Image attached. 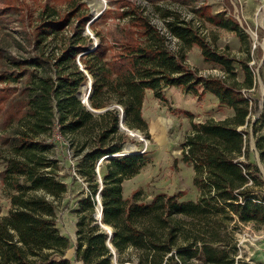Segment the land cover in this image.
Segmentation results:
<instances>
[{"label":"trees","instance_id":"1","mask_svg":"<svg viewBox=\"0 0 264 264\" xmlns=\"http://www.w3.org/2000/svg\"><path fill=\"white\" fill-rule=\"evenodd\" d=\"M51 1H46L34 32L25 33L34 50L28 57L8 55L7 49L0 46V83L11 86L0 90V128L7 132L2 144L10 146L14 154L6 159L0 178L15 189L10 197L12 210L0 217V264H73L66 256L72 247L71 240L57 228L56 205L48 199L60 200L67 192V184L58 177L57 161L47 154L50 146L34 140L47 128L51 131L58 128L59 138L69 137L73 146L82 134H89L93 140L87 151V143H78L77 155L81 149L85 151L80 158V173L86 178L89 191L76 211L75 261L124 264L125 254L134 250L137 253V259L132 260L134 264H194L195 260L202 264H235L238 248L229 230L230 221L236 217L242 223L264 226V197L254 190L264 180L258 164L250 161V147L245 139L249 133L239 130L246 124L251 101L238 85L199 75L186 65L185 58L186 52L197 46L205 60L231 74H234L233 60L211 45L190 22L167 13L161 15L172 18L166 21L167 30L180 43L178 53H173L167 44L168 37L132 0H117L115 11L108 9L104 13L106 19L119 21L110 41H104L96 22L91 25L101 38L91 51L88 49L93 41L83 33L89 22L87 13H82L86 2L69 0L67 12L55 19L57 13L50 7ZM146 1L158 8V2L164 0ZM172 1L193 5L198 0ZM0 2L5 6L0 9V16L10 21L5 25L0 20L2 31L7 26L25 24L20 7L12 1ZM195 12L209 23L236 32L243 43L249 39L236 19L210 14L206 3ZM68 28L71 30L65 35ZM61 35L64 43L60 54L48 53L47 49L39 52L47 39ZM18 45L23 47L21 42ZM256 52L262 57L261 47ZM261 59L259 76L264 84V59ZM241 66L244 85L252 88L253 70L247 62ZM90 78L89 108L78 93ZM168 87H181L198 99L212 94L220 105L233 109L235 116L223 121L192 123L182 160L194 169L193 184L200 193L196 201H181L183 191L159 194L150 204L139 202L140 192L125 199L123 182L138 175L147 159L144 154L123 153V142L128 137L120 128V109L124 112L125 126L140 130L150 139L148 123L142 114L146 92L151 90L165 102L164 90ZM113 103L117 107H112ZM38 108L48 112L42 123L22 132H8L27 117L38 116ZM104 109L107 110L94 112ZM252 130L264 164V97L262 114ZM243 155L244 160H238ZM104 157L112 159L100 183L96 180V168ZM99 192L103 212L100 221L94 217ZM102 225L112 229L111 238Z\"/></svg>","mask_w":264,"mask_h":264},{"label":"rangeland","instance_id":"2","mask_svg":"<svg viewBox=\"0 0 264 264\" xmlns=\"http://www.w3.org/2000/svg\"><path fill=\"white\" fill-rule=\"evenodd\" d=\"M10 2L22 10L21 17L25 18L24 25H13L7 30L0 29V46L7 49V53L14 57L26 58L32 52L33 46L28 44L27 36L34 32V25L38 23L42 15V10L48 0H0ZM99 1V2H98ZM117 0H82L86 2L82 13H87L89 18L88 24L94 20L96 29L104 35V41H110L119 21L114 18L106 19L104 13L108 9L115 11L114 2ZM139 5L145 15L149 17L151 23L168 34L169 40L167 44L173 53H178L180 49L179 41L173 37L166 25V21L172 18H162L161 15L171 13L176 15L180 20L190 22L193 27L206 37L207 41L221 52H225L229 58L233 60V73L231 74L210 61L205 60L201 54V50L197 46H193L186 52L185 63L190 68L197 71L199 75L205 77H218L226 81L228 84H236L240 90L250 99V114L246 119V124L240 126L239 130L247 131L249 135L245 136L248 146L250 147V161L257 163L264 180V164L255 145V135L252 125L259 120L263 107L264 84L259 76V67L264 57V0H198L193 5H182L172 0H164L158 2V8L146 0H132ZM206 3L210 7V14L223 15V17H233L236 19L241 29L249 35L246 43L238 38L236 32L221 26L209 23L207 20L200 18L195 12L202 4ZM69 0H52L50 7L56 11L53 18H58L59 14L66 13L70 7ZM4 5L0 2V9H4ZM96 7V8H95ZM102 9V10H101ZM10 10H8V14ZM48 16V15H47ZM14 17H18L14 15ZM30 17V18H29ZM0 20L7 25L10 21L0 16ZM76 24L77 20H73ZM89 26L90 32L93 34L92 41H96L98 45L101 42L94 29ZM125 20L122 21V24ZM87 24V26H88ZM86 26V28H87ZM84 35L91 39L87 30ZM71 28L65 31V35L70 32ZM98 36V37H97ZM21 42L23 47L18 45ZM64 37L52 36L47 39L40 47L39 52L47 49L48 53L56 51V55L61 53ZM257 47H261L263 55L256 52ZM251 49V50H250ZM250 50V51H249ZM34 51V50H33ZM248 63L254 73V84L252 88L244 85L245 73L241 63ZM89 83V82H88ZM88 83L81 87L78 96L88 94ZM9 85L0 83V90L7 88ZM11 87V86H9ZM92 92V90H91ZM90 92V93H91ZM166 101L163 102L156 98L151 90L146 92L143 103V118L148 123V131L150 139H147L140 130L139 137H132L124 131L128 139L123 142V153H142L147 159L146 165L140 170V173L131 179L123 182V197L130 198L133 193L140 192L139 202L150 204L154 202L159 194L173 195L178 191L185 193L181 201H196L199 197V190L194 186L193 179L195 176L194 169L191 165L183 162L182 151L186 137L192 131V123H205L209 120L223 121L235 116L233 109L219 104L218 99L212 94H206L198 99L192 94L186 93L181 87H168L164 90ZM115 103L111 106L113 107ZM114 107H117L116 105ZM120 109V108H119ZM38 116L27 117L21 123H16L9 128V133L22 132L29 130V126L39 122L42 123L45 112L41 109ZM122 112V109H120ZM99 110L96 113H101ZM104 112V111H103ZM58 128L51 131L49 128L38 134L35 141L45 142L49 145L47 154L49 157L57 161L59 165L58 177L67 184V192L60 200L48 197L56 205V226L63 236L71 240L72 247L67 251L66 255L71 258L75 252L77 241V221L76 211L79 209V202L88 194V182L80 173V158L87 151L91 137L89 134H82L80 144L87 143L85 151L81 149L78 143L73 146L69 137L58 138ZM7 135L5 130L0 128V172L4 170L6 159L13 157V151L10 146L2 144V138ZM134 147V148H133ZM120 153L117 156H121ZM116 158V156H114ZM110 157H104L97 165L96 180L101 183L103 176L107 173L106 166ZM238 160H244V155ZM23 179H20L22 181ZM254 190L258 195L264 197V184L254 186ZM262 192V193H261ZM15 193V189L4 184L0 178V217L7 216L12 210L11 195ZM37 195H44L43 192H35ZM230 231L235 238L238 252L235 258V264H264V226L254 225L253 223H242L235 217L229 223ZM107 229H112L107 226ZM127 262L124 264H134L132 260L137 259V253L130 250L125 254ZM73 264H81L75 262L74 256L71 258ZM194 264H202L195 260Z\"/></svg>","mask_w":264,"mask_h":264},{"label":"water","instance_id":"3","mask_svg":"<svg viewBox=\"0 0 264 264\" xmlns=\"http://www.w3.org/2000/svg\"><path fill=\"white\" fill-rule=\"evenodd\" d=\"M97 17H99V15L97 16ZM97 17L95 18V19H97ZM95 19H93L89 24H88V26H87V28H86V30H87V32H88V34H91V32H90V29H89V26H90V24L92 23V22H94V20ZM92 35V34H91ZM92 39H93V37H91ZM263 59H264V57H263ZM263 96H264V93H263ZM89 97H90V95L86 98V99H83L82 98V102L83 103H86V105L90 108V102H89ZM262 107H263V100H262ZM107 109H104L103 111H106ZM103 111H100V112H103ZM95 112V111H94ZM99 112V111H98ZM120 118H121V120H120V128L123 130V131H126L127 133H129L132 137H134V135H133V133L134 134H139V131H133V130H130L129 128H127L126 126H125V124H124V112L122 111V113H121V115H120ZM130 153H132V152H130ZM130 153H124V154H130ZM123 154V155H124ZM140 154H142V153H140ZM102 187L103 186H101V189H102ZM101 189H100V191H101ZM96 199H97V201H98V208L97 209H100V213L97 215V213H95L94 214V217H95V219H97V220H101L102 219V216H103V212H102V204H101V192H99L98 193V195H97V197H96ZM102 227L104 228V229H107V226H105V225H102ZM107 232L109 233V237L111 238L112 237V231L110 230V229H107ZM110 238H109V245H111V243H110Z\"/></svg>","mask_w":264,"mask_h":264},{"label":"built area","instance_id":"4","mask_svg":"<svg viewBox=\"0 0 264 264\" xmlns=\"http://www.w3.org/2000/svg\"><path fill=\"white\" fill-rule=\"evenodd\" d=\"M160 30V32L161 33H163V34H165L167 37H168V34H166L165 33V31L164 30H162V29H159ZM92 34V33H91ZM90 34V36L91 37H93V34L91 35ZM92 39V38H91ZM168 39H169V37H168ZM93 40H94V38H93ZM97 46H98V43L96 42V41H93V43H92V45L89 47V49L88 50H95L96 48H97ZM169 46V45H168ZM169 49H170V47H169ZM80 67H81V69L83 70V67H82V65L80 64ZM89 83H88V87H86V89L88 88L89 90H88V94L85 96V95H83V99H86L89 95H91V90H92V79L90 78L89 79V81H88ZM82 98H80V100L82 101ZM90 98V97H89ZM83 103V102H82ZM84 104H86V103H84ZM58 138H59V136H57Z\"/></svg>","mask_w":264,"mask_h":264},{"label":"bare ground","instance_id":"5","mask_svg":"<svg viewBox=\"0 0 264 264\" xmlns=\"http://www.w3.org/2000/svg\"><path fill=\"white\" fill-rule=\"evenodd\" d=\"M95 1H96V0H95ZM100 1H101L102 3H104V0H100ZM98 2H99V1H98ZM95 8H96V7H95ZM101 10H102V9H101ZM133 135H134V137H136V136L139 137V134H134V133H133ZM133 148H134V147H133ZM95 213H97V215H98V214L100 213V209H97Z\"/></svg>","mask_w":264,"mask_h":264},{"label":"crops","instance_id":"6","mask_svg":"<svg viewBox=\"0 0 264 264\" xmlns=\"http://www.w3.org/2000/svg\"><path fill=\"white\" fill-rule=\"evenodd\" d=\"M67 256V255H66ZM74 256V258H75V252L73 253V255H71V258ZM68 257V256H67ZM70 260H71V258L70 257H68ZM75 262H77V261H75ZM77 263H81V262H77ZM81 264H83V263H81Z\"/></svg>","mask_w":264,"mask_h":264}]
</instances>
